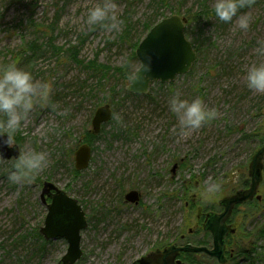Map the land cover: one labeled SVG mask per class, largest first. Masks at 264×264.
<instances>
[{"label": "rangeland", "instance_id": "obj_1", "mask_svg": "<svg viewBox=\"0 0 264 264\" xmlns=\"http://www.w3.org/2000/svg\"><path fill=\"white\" fill-rule=\"evenodd\" d=\"M101 2L0 0V68L15 63L52 84L50 106L36 105L15 134L21 152L48 154L47 167L31 184H12L7 177L15 156L0 160V264H61L67 240L40 233L47 214L40 199L44 181L78 199L87 216L76 264H131L148 256L157 261V251L186 241L211 247L212 236L202 228L205 214L251 180L256 141L240 137L264 126V93L246 86L248 68L264 63L258 51L264 45V0L230 23L215 17V0H116L119 32L86 23L88 10ZM175 13L191 18L187 37L200 50L193 68L169 83H154L146 94H125L129 65L139 61L133 43L147 34L149 21ZM241 15L250 17L247 30L238 26ZM176 93L201 99L217 117L182 134L168 107ZM104 103L113 116L91 133ZM82 143L91 146L92 156L88 167L75 172ZM213 156L217 162L208 166ZM209 180L222 185L210 202L202 199ZM132 189L139 191V203L126 201ZM258 193H264L261 182ZM263 222L257 216L248 232ZM257 251L212 264H264V237Z\"/></svg>", "mask_w": 264, "mask_h": 264}, {"label": "water", "instance_id": "obj_2", "mask_svg": "<svg viewBox=\"0 0 264 264\" xmlns=\"http://www.w3.org/2000/svg\"><path fill=\"white\" fill-rule=\"evenodd\" d=\"M187 18L180 14H171L155 23L138 44L135 52L140 60L151 58V72L138 80L126 85L129 92L146 94L156 82L169 83L178 75L188 73L197 60V50L191 40L186 36ZM113 116V108L109 103L100 105L92 118L91 132L97 134L102 125ZM19 147V146H18ZM15 148L3 149V157L9 159L18 155ZM92 156V148L88 143H82L75 151V168L83 170L88 167ZM264 158V145L253 155L251 161V185L248 190L238 192L235 195L224 197L220 202L224 211H211L206 216L205 228L213 235V248L196 246L190 243L177 246L175 244L163 250L164 258L179 251H206L217 256L221 262L225 261L226 235L232 230L226 223V218L232 207L239 202L247 200L255 195L262 177V160ZM177 163L174 164V172ZM50 197V201L47 200ZM127 201L139 203L138 190L132 189L125 195ZM261 198V195H258ZM41 202L47 208L44 224L40 227L41 234L47 239L64 238L68 242L67 251L61 259V264H76L82 257L81 248L82 230L87 227L88 220L82 205L78 199L70 196L65 190L51 181H44L41 194ZM181 263V260H177ZM131 264H154L152 258L140 257ZM164 264H168L165 260Z\"/></svg>", "mask_w": 264, "mask_h": 264}, {"label": "clouds", "instance_id": "obj_3", "mask_svg": "<svg viewBox=\"0 0 264 264\" xmlns=\"http://www.w3.org/2000/svg\"><path fill=\"white\" fill-rule=\"evenodd\" d=\"M255 0H215L214 15L224 23H230L237 17L240 10L249 8ZM116 0H102L91 7L87 13L86 23L90 26H99L109 32H119L123 21ZM250 17H238V26L242 30L249 28ZM259 43V42H258ZM264 55V45L258 49ZM151 72V58L145 57L129 65V79L138 80ZM246 86L249 90L264 93V63L252 65L246 72ZM52 84L35 80L33 74L21 69L15 63L0 68V160L3 159V149L15 148L18 155L12 161L8 180L12 184H31L49 163L48 154L43 151L19 150L16 143V133L21 129L29 113L36 105L41 108L50 106ZM55 107L54 105H51ZM169 111L173 113L179 124L182 134L187 130H199L205 124L217 117L214 108L206 107L199 99L191 101L182 99L179 93L172 95L168 100ZM235 175V173H234ZM222 185L209 180L202 193V199L210 202Z\"/></svg>", "mask_w": 264, "mask_h": 264}, {"label": "trees", "instance_id": "obj_4", "mask_svg": "<svg viewBox=\"0 0 264 264\" xmlns=\"http://www.w3.org/2000/svg\"><path fill=\"white\" fill-rule=\"evenodd\" d=\"M163 1L165 2V0H163ZM164 17H166V16H164ZM186 18L188 21L187 23H189L191 21V18L190 17H186ZM157 22H158V18L152 19L151 22L149 21V24L148 23L146 24V28L149 27V30H150V28ZM187 23H186V25H187ZM128 30H130V28H128ZM185 32H186V36H187V28H185ZM140 41H137V42L135 41L133 43V46L135 48L134 50H136ZM193 45H194V43H193ZM194 47H195V45H194ZM196 50L198 53H200L199 49L196 48ZM133 55L135 57H137L135 51H134ZM106 69H111V68L108 67ZM118 71L121 72V70H118ZM128 78H129V75H128ZM121 91L127 95H134L132 92L127 91L126 86L123 87ZM135 95H138V94H135ZM236 129L240 130L239 127H237ZM253 140L256 141L255 143H256V147H257V149H254V151L258 150V148L260 146L264 145V126L263 127L258 126L254 129L250 130V131H243V133H241L240 142H242V141H253ZM252 153L250 154V156L252 155ZM249 159H250V157H249ZM180 161H181V164H183V160L181 159ZM216 162H217L216 156H213V157L209 158V160L207 161V165L209 166V165L215 164ZM74 171L77 172L79 170H77L75 168ZM262 171L264 173V158L262 160ZM242 182H243V184H242L241 189L250 187V184H251L250 179H244ZM260 182H261L262 187H264V177H263L262 181H260ZM260 195H261V198L254 197V198H252V199H250V200H248L242 204H239V203L236 204L235 209L233 211L232 218H231V221L237 223L238 232H237V235H230V237H229L230 245L236 247L237 252L240 253V255H242L244 257H249L251 252L252 253L253 252L258 253V251H257L258 241L260 238L264 237V222L262 224H260V226L258 225L256 227L252 228V230H253L252 232H250V233L248 232V227H250V226H248L249 223L251 221H253L259 215L264 216V193L260 194ZM236 217H237V219H236ZM247 239H248V241L246 242V244L244 246L243 243Z\"/></svg>", "mask_w": 264, "mask_h": 264}, {"label": "flooded vegetation", "instance_id": "obj_5", "mask_svg": "<svg viewBox=\"0 0 264 264\" xmlns=\"http://www.w3.org/2000/svg\"><path fill=\"white\" fill-rule=\"evenodd\" d=\"M177 167H178V163H177ZM247 189H249V187H247ZM247 189L239 190L238 192H243V191H245ZM258 195H260V194L258 193V189H257V192L255 193V195L253 197L248 198L247 200H244L242 202H239V204H242V203H244V202H246V201H248V200H250V199H252L254 197H257L258 198ZM195 197H196L195 194H193L192 195V198H191L192 202H194L196 200ZM223 198H221L219 200V209H211V210H209L205 214L204 219H203L202 228L204 229V231L209 232L211 234V236H212V246L211 247H208L206 245H197V244H194V243L188 242V241H186L183 244H175V245H177V246H183V245H186V244L190 243L192 245H196V246H206V247L212 249L213 246H214L213 245V235H212V233L209 230H207L205 228L206 216L211 211H214V212H222V211H224V206L220 202ZM125 199H126V197H125ZM47 200L50 201V197H47ZM236 204H238V203H236ZM236 204L232 207L230 213L228 214V216L226 218V223H227L228 226H230V228L232 230H230L227 233V235H226V247H225V252H224V254H225V261L224 262H221L217 256L211 255L210 253H208L206 251H198V252L197 251H179V252H177V253H175L173 255H169L165 259L164 258V253H163V250L165 249L164 248L162 251H160V250L157 251V258L159 260L156 261L154 259V257L151 256L153 263L154 264H164L165 263V260L167 261L168 264H212L213 262H216V261L217 262H220V263H225V262H227L228 260H230L232 258H237V256H240V253L237 252L236 247L230 245V239H229L230 235H237V232H238V225H237V223L231 221V218H232V215H233V211L235 209ZM236 219H237V217H236ZM194 231L195 230L190 229L189 233H194ZM181 240H185V235H183V234L181 235ZM177 260H181V263H178Z\"/></svg>", "mask_w": 264, "mask_h": 264}]
</instances>
